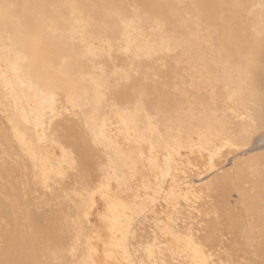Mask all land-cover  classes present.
Listing matches in <instances>:
<instances>
[{"label":"bare ground","instance_id":"obj_1","mask_svg":"<svg viewBox=\"0 0 264 264\" xmlns=\"http://www.w3.org/2000/svg\"><path fill=\"white\" fill-rule=\"evenodd\" d=\"M4 1L0 264H264V0Z\"/></svg>","mask_w":264,"mask_h":264},{"label":"rangeland","instance_id":"obj_2","mask_svg":"<svg viewBox=\"0 0 264 264\" xmlns=\"http://www.w3.org/2000/svg\"><path fill=\"white\" fill-rule=\"evenodd\" d=\"M13 1V0H12ZM15 1V0H14ZM29 1L30 0H18V2L22 5V7H24V9H27V10H29V9H32L31 7H29V5H28V3H29ZM4 2H6V6L5 5H3L4 6V8L5 9H7V10H9L11 7L10 6H13L14 7V5L12 4V5H10L9 3H11V2H9V1H7V0H5ZM16 2V1H15ZM3 3V2H2ZM30 11V10H29ZM258 152V151H257ZM259 152H262V151H259ZM219 153V152H218ZM264 153V152H263ZM260 154H262V153H260ZM229 157V156H228ZM232 156H230L229 158H231ZM4 161H7V163L8 164H10V167H11V171H12V173H11V176H10V192H11V188H13V190H18V183L17 182H19L20 180H21V176L23 175L22 174V171H20L19 169H16V168H18V164L16 163L17 161H16V159H13V160H8V159H4ZM204 162V161H203ZM204 164V163H203ZM225 164H227L228 165V163L226 162ZM231 169H229L228 168V166H224V172H225V174L226 175H229L230 174V172H231V170H232V166L230 165L229 166ZM227 169H229V170H227ZM229 171V172H228ZM234 171V170H233ZM233 171L231 172V174H233ZM205 182H206V180H205ZM223 182L224 183H226L227 185H229L230 187L232 186V181H228L227 179H225L224 178V180H223ZM231 189V188H230ZM232 189H233V187H232ZM12 193H15V191H13ZM232 194H233V198L235 197H237V192L236 191H233L232 192ZM233 200H235V199H233ZM233 203V202H232ZM27 205V204H26ZM26 205H24L25 207H26ZM36 204L34 203L33 204V202L32 203H28V206L25 208V207H22L23 209H21L22 211H21V214L20 215H18V217H17V220H18V224H20L21 225V223H22V227H24L25 228V230H27L28 229V227L31 225V224H33L34 225V223H36L37 221H39L40 220V222H41V220L43 219H45V221H49V219H48V216H44L43 214H41V215H43L42 217H44V218H39V214H37V213H39L40 211H37V207L35 206ZM66 206H67V204H66ZM1 207L3 208L4 206H1L0 205V209H1ZM29 207H30V209H29ZM32 208H34V209H32ZM39 208V207H38ZM42 207H40V209H41ZM45 208V207H44ZM43 208V209H44ZM67 208H69V207H66L64 210V212H67V211H69ZM6 209V208H5ZM8 210H7V212H5V215H6V217L8 218V213H10V214H12V216H13V213H11V211H9V210H11L10 208H7ZM39 210V209H38ZM60 210V209H59ZM45 211H43L42 210V213H44ZM63 212V213H64ZM30 213H32V215L30 214ZM33 213L35 214V217H37L36 216V214L38 215V220L33 216ZM70 214V212L68 213V215ZM246 216V214L244 215V217ZM33 217H34V219H33ZM50 217V216H49ZM6 218V219H7ZM139 218V217H138ZM9 219V218H8ZM37 220V221H34V220ZM51 219V218H50ZM8 221H11V220H8ZM45 221H42V222H44V227H45V223H47V222H45ZM21 222V223H20ZM51 222V223H50ZM50 222H48L47 224H48V228L51 226V225H49V224H54V221H51L50 220ZM53 222V223H52ZM13 223H15V218L13 217V222H12V224ZM38 223V225H39V222H37ZM42 224V223H41ZM47 224H46V226H47ZM36 225V224H35ZM38 225H36L37 226V229L39 228V227H42V231H44L45 230V228H43V224H42V226L40 225V226H38ZM36 226H34V227H36ZM244 226V225H243ZM243 226H241V232L239 233V235H241L242 234V236H240L241 237V239H242V242L243 243H245V246L244 247H246L247 249H251V248H253V244L251 243V241H250V239H249V237H247V234L249 233V231L247 230H245L246 229V227L245 226H247V223L245 224V226L243 227ZM33 227V226H32ZM66 227V230H64L63 231V234L65 235V231H67V229H68V232H69V228H67L68 226L66 225L65 226ZM52 228V227H51ZM51 228H49V230L51 229ZM247 229H248V226H247ZM40 229H38V231H39ZM40 230V231H41ZM51 230H54L53 228L51 229ZM41 231V232H42ZM46 231V230H45ZM71 231V230H70ZM244 231H245V233H244ZM40 232V233H41ZM50 233H51V235H41L39 232H38V234L37 235H35V239H36V237H38L39 235H41V236H48V237H53V233H52V231H49ZM56 231H54V233H55ZM115 232V231H114ZM112 233V231H110V234L112 235V234H115V233ZM67 233V232H66ZM70 233V232H69ZM68 233V234H69ZM72 233V232H71ZM56 234V233H55ZM67 234V235H68ZM63 235V236H64ZM244 235H246V236H244ZM32 237L34 236V235H31ZM54 236H56V237H59V239H60V237L61 238H63V236L62 235H54ZM69 236V235H68ZM70 236H71V234H70ZM65 237V236H64ZM33 238V239H34ZM41 239V238H40ZM42 239H44V238H42ZM254 240H255V238H254ZM249 241H250V245H249ZM252 241H253V239H252ZM40 245H43V243H41ZM48 247H50V246H48ZM48 247H46L47 248V251H48ZM39 248V249H38ZM46 248H44V249H46ZM43 249V247L41 246V247H37V249H36V251H40V250H42ZM43 249V250H44ZM50 250V249H49ZM34 250H31V252H33ZM35 253V252H34ZM167 254H169V253H167ZM30 255H33L32 253L30 254ZM34 255H36V254H34ZM34 255L33 256H31V257H34ZM57 257V256H56ZM37 258V257H36ZM35 258H32V260H34ZM34 262H35V260H34Z\"/></svg>","mask_w":264,"mask_h":264}]
</instances>
